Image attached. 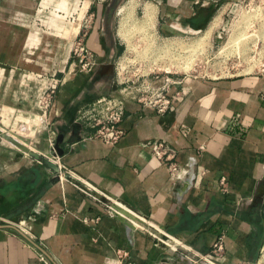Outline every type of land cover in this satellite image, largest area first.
<instances>
[{"label":"crops","instance_id":"obj_1","mask_svg":"<svg viewBox=\"0 0 264 264\" xmlns=\"http://www.w3.org/2000/svg\"><path fill=\"white\" fill-rule=\"evenodd\" d=\"M113 1L0 0V128L42 156L0 134V264H175L189 258L176 240L204 255L219 237L224 249L215 263L259 264L264 75L184 77L171 89L180 95L175 108L164 113L128 99L124 134L104 142L79 113L102 96L125 95L116 76L123 44L113 28ZM222 2L146 4L160 30L173 33L209 22L211 30ZM75 8L84 12L76 23ZM82 31L98 62L91 73L79 71L73 54ZM55 81L51 104L42 106ZM154 140L165 141L163 159L152 155ZM191 156L194 177L171 180L169 165H186ZM114 203L141 223L127 217L130 227ZM159 231L172 238L162 242Z\"/></svg>","mask_w":264,"mask_h":264},{"label":"rangeland","instance_id":"obj_2","mask_svg":"<svg viewBox=\"0 0 264 264\" xmlns=\"http://www.w3.org/2000/svg\"><path fill=\"white\" fill-rule=\"evenodd\" d=\"M147 1L115 0L110 11L113 28L123 44V52L116 60L120 64L116 76L123 89H127L125 92L131 90L134 82H147L154 87L166 83L174 101L180 95L178 90L171 92L176 86L173 82H181L187 76L216 79L264 75V0H224L214 14L219 17L211 30L209 22L201 30L173 33L162 32L159 20L149 26L143 24ZM83 14L75 8L70 19L76 23ZM76 44L77 40L74 47ZM58 88L59 85L49 101L44 94L42 106L51 104ZM157 235L163 242L169 240L160 231ZM193 263L205 264L201 260ZM259 264H264L263 256Z\"/></svg>","mask_w":264,"mask_h":264},{"label":"built area","instance_id":"obj_3","mask_svg":"<svg viewBox=\"0 0 264 264\" xmlns=\"http://www.w3.org/2000/svg\"><path fill=\"white\" fill-rule=\"evenodd\" d=\"M87 20V19H85ZM85 27L88 26L87 21L85 22ZM73 54L79 59L78 69L84 73H91L95 70L98 62L95 60L93 53L89 48H87L83 42V35L78 37L77 44L74 47ZM119 62L115 63L116 74L119 75ZM168 81V80H167ZM59 81H55L51 84L47 91L46 100L51 99L52 93L55 92ZM117 82L121 85V80L117 76ZM173 85H177L181 82L174 81ZM125 91L127 90L124 87ZM170 88L167 87L166 83L160 86H152L150 83L144 82L143 84H138L134 82L129 92H124V97L115 95L102 96L93 102L87 104L81 108L79 113V118L92 128H95V136L104 142L114 144L116 143L124 134V130L120 127V123L126 114V102L128 99H137L138 101L144 103L147 106L155 108L158 112L164 113L169 109H174V101L170 96ZM149 147L151 148L152 155L158 159H163L166 155V144L163 140H154L150 142ZM203 148V147H202ZM201 148V149H202ZM196 157L191 156L186 165H180L179 163H172L169 165V170L171 172V180H185L194 177L193 169L196 163ZM115 211V209L113 208ZM168 239L172 238L171 235H166ZM162 241V240H161ZM180 246H182L187 254L189 255L188 260L191 264L193 262H201L207 264V262H213V260L218 257L224 249L223 237H219L215 240L213 247L210 252L206 254H200L198 251L194 250L189 244L179 242L176 240ZM163 242V241H162ZM166 242V241H164ZM264 255V245L262 247L261 256ZM196 258H199L197 260ZM207 261V262H206Z\"/></svg>","mask_w":264,"mask_h":264},{"label":"water","instance_id":"obj_4","mask_svg":"<svg viewBox=\"0 0 264 264\" xmlns=\"http://www.w3.org/2000/svg\"><path fill=\"white\" fill-rule=\"evenodd\" d=\"M0 134H3L4 137H6L7 139H9L10 141L16 143L20 148H22L23 150L29 152L30 155H32L35 158L41 159L42 156L38 153H36L35 151H31L25 144H23L22 142H20L19 140L12 138L10 135L3 133V130L0 128ZM62 136H58L56 144L54 146L55 149V154L58 156H61L63 154L62 152V148L60 146V142L62 140L61 138ZM48 156H51V153H47ZM45 162L50 165V166H54L52 162H50L49 160H45ZM55 167V166H54ZM113 208L115 209L116 213L118 214L119 217H121L125 222H127V224L130 227H135L131 222H129L127 220L128 218H134V214L127 208L121 206L120 204L114 203L113 204ZM175 264H191L189 260L183 261L181 263H175Z\"/></svg>","mask_w":264,"mask_h":264},{"label":"bare ground","instance_id":"obj_5","mask_svg":"<svg viewBox=\"0 0 264 264\" xmlns=\"http://www.w3.org/2000/svg\"><path fill=\"white\" fill-rule=\"evenodd\" d=\"M155 19H156V10H155V8L151 4H147L146 7H145V11H144L143 24L145 26L152 25V24L155 23ZM140 221L141 220H139V218L137 217L136 214H134V218H131V222L133 224L138 225V224L141 223ZM155 228H156V225H155ZM263 258H264V255H263Z\"/></svg>","mask_w":264,"mask_h":264}]
</instances>
